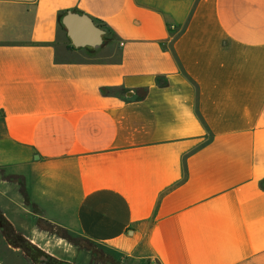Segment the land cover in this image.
<instances>
[{"label":"crops","instance_id":"1","mask_svg":"<svg viewBox=\"0 0 264 264\" xmlns=\"http://www.w3.org/2000/svg\"><path fill=\"white\" fill-rule=\"evenodd\" d=\"M23 186L122 263L264 264V0H0L5 215ZM0 264L33 263L2 233Z\"/></svg>","mask_w":264,"mask_h":264},{"label":"rangeland","instance_id":"2","mask_svg":"<svg viewBox=\"0 0 264 264\" xmlns=\"http://www.w3.org/2000/svg\"><path fill=\"white\" fill-rule=\"evenodd\" d=\"M86 55L94 56L93 51L88 50ZM11 178L22 184L17 177ZM21 192L23 196L14 205V215L0 211L3 228L0 236L5 234L11 246L27 255L33 264H126L113 258L104 247L84 237L72 236L64 228L47 222L24 195L23 188ZM22 227L28 228L25 231L27 237L21 233Z\"/></svg>","mask_w":264,"mask_h":264},{"label":"water","instance_id":"3","mask_svg":"<svg viewBox=\"0 0 264 264\" xmlns=\"http://www.w3.org/2000/svg\"><path fill=\"white\" fill-rule=\"evenodd\" d=\"M67 36L76 48L99 47L106 42V30L90 15L68 11L62 19Z\"/></svg>","mask_w":264,"mask_h":264},{"label":"trees","instance_id":"4","mask_svg":"<svg viewBox=\"0 0 264 264\" xmlns=\"http://www.w3.org/2000/svg\"><path fill=\"white\" fill-rule=\"evenodd\" d=\"M64 16V15H63ZM63 16H62V18L61 19H63ZM100 25V24H99ZM100 26H102V25H100ZM103 27V26H102ZM62 28L64 29V30H66V28H65V26L62 24ZM68 39H69V37H68ZM69 41H70V39H69ZM69 48H71V49H76V47L75 46H73V45H69L68 46ZM86 50H88V51H93V50H99V49H86ZM23 188V191H24V195L27 197V193H26V190H25V187L23 186L22 187ZM71 235V234H70Z\"/></svg>","mask_w":264,"mask_h":264}]
</instances>
